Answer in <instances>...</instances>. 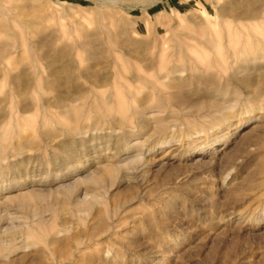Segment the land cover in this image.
<instances>
[{"label":"rangeland","instance_id":"374dc122","mask_svg":"<svg viewBox=\"0 0 264 264\" xmlns=\"http://www.w3.org/2000/svg\"><path fill=\"white\" fill-rule=\"evenodd\" d=\"M252 45L264 0H0V264H264Z\"/></svg>","mask_w":264,"mask_h":264},{"label":"bare ground","instance_id":"6f19581e","mask_svg":"<svg viewBox=\"0 0 264 264\" xmlns=\"http://www.w3.org/2000/svg\"><path fill=\"white\" fill-rule=\"evenodd\" d=\"M242 52V51H241ZM244 53L245 52H248L247 54H249V55H251L252 57H248V58H246V62L247 61H250V60H255V59H259V58H264V45H252V46H250V48L248 47V48H246L244 51H243ZM261 53H263V54H261ZM115 62H117V61H115ZM117 68H118V65H117ZM119 69V68H118ZM120 71V70H119ZM117 72V71H116ZM124 72V71H123ZM122 72V73H123ZM175 72H176V70H175ZM116 74V73H115ZM168 74V73H167ZM113 75V74H112ZM169 75V74H168ZM117 76V75H116ZM139 76V75H138ZM123 77V76H122ZM165 77V75L164 76H162V78H164ZM119 78L117 77V79H116V77H115V80H118ZM124 79V78H123ZM140 80H143V79H140ZM24 81V80H23ZM144 81H146V79L144 80ZM149 81V80H148ZM20 82H22V80L20 81ZM119 83H121L120 81H119ZM20 85H21V83H20ZM151 86V85H150ZM123 87H125V86H123ZM122 87V88H123ZM121 92H122V89H121ZM127 92V91H126ZM111 93H112V91H111ZM110 93V94H111ZM119 93V92H118ZM128 94H130L129 96L130 97H132V96H134L135 95V93L134 92H132L131 91V93L130 92H128ZM128 94H126V95H128ZM117 97V96H116ZM124 98V97H123ZM107 99H109V100H111V97L109 96V98H107ZM117 118V117H116ZM112 119H113V117H112ZM114 119H115V117H114ZM122 119H124V118H122ZM100 122V121H99ZM98 122V123H99ZM126 122V121H125ZM121 123H123V120H122V122ZM121 123H119V122H116V119L115 120H113L112 122H111V124L113 125V126H115L116 128H122V125H121ZM124 124V123H123ZM120 130V129H119ZM84 131V130H83ZM83 133V132H82Z\"/></svg>","mask_w":264,"mask_h":264}]
</instances>
